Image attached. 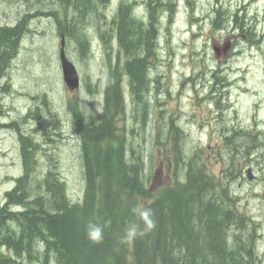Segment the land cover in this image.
<instances>
[{
    "label": "rangeland",
    "instance_id": "374dc122",
    "mask_svg": "<svg viewBox=\"0 0 264 264\" xmlns=\"http://www.w3.org/2000/svg\"><path fill=\"white\" fill-rule=\"evenodd\" d=\"M121 1L134 4L140 19L148 18L151 0L100 1L98 13L97 0L92 1L83 19L90 57L81 58L79 46L72 40L64 42L65 54L81 80L79 89L71 92L64 81L57 22L43 13L58 12V3L62 18L68 20L74 9L68 8L66 0H0V29L17 25L30 12L42 15L30 18L21 32L17 56L5 76L9 89L0 90V114L3 124L9 125L0 130V207L6 202L7 190L15 188L24 171L20 132L40 144L38 170L30 182L32 193L37 192L36 183L53 169L65 183L71 202H83L87 183L79 128L102 115L110 64L119 66L123 60L111 32ZM171 1L174 11L160 12L158 54L152 59L147 101L142 98L134 104L125 82L127 111L120 126L143 154L144 179L156 194L176 179L170 137L178 128L184 152L199 151L210 174L224 178L223 170L235 157L233 162L242 171L233 178L231 190L238 196L239 209L250 219L253 251L264 264V3L237 10L229 8L230 0ZM221 8L227 20L216 28L211 19L213 11ZM237 15L247 36L237 27L235 31ZM233 40L237 44L228 51L232 55L228 60H224L227 56L218 59L213 47L220 49ZM72 106L77 108L78 120ZM248 134L255 137L257 146L245 157ZM234 135L233 143L226 145L225 138ZM234 144L241 147L236 150ZM248 169H252L253 181L247 177ZM1 251L14 261L7 264H40V259L27 254L18 257L8 248ZM49 263L57 264L54 259Z\"/></svg>",
    "mask_w": 264,
    "mask_h": 264
},
{
    "label": "trees",
    "instance_id": "16d2710c",
    "mask_svg": "<svg viewBox=\"0 0 264 264\" xmlns=\"http://www.w3.org/2000/svg\"><path fill=\"white\" fill-rule=\"evenodd\" d=\"M66 1L68 8L74 9L71 19L62 18L63 9L58 3V12L43 14L55 18L62 40L68 38L78 44L80 56L86 60L90 57V42L83 19L95 0ZM100 1L105 2L97 0V13ZM148 6V18L140 19L133 10L134 4L121 1L112 19L111 32L123 60L119 66L110 64L102 117L79 128L87 181L81 204L71 202L65 183L53 169L36 183L37 192L32 193L30 182L38 170L40 144L20 134L24 171L16 180L17 186L6 194V204L0 207V264L14 262L2 248L12 250L18 257L25 253L40 259V264L52 259L57 264H260L253 251L250 219L239 209L238 196L230 186L242 171L233 162L235 157L223 170L225 179L210 174L199 151L191 155L184 152L178 128L170 137L176 179L156 194L144 179L143 154L133 147L126 129L120 126L127 111L125 82L134 104L142 98L147 101L152 59L158 54L160 12H173L175 5L171 0H151ZM39 12H30L17 25L0 30V90L9 89L5 76L17 56L21 32ZM216 23V28L221 27V22ZM237 28L244 32L242 24ZM72 110L78 120L76 106ZM235 136H227L226 145H231ZM247 137L245 157L257 146L255 137ZM238 147L240 144L233 145L236 150ZM10 204L25 209L12 212ZM136 206L152 211L156 227L143 237L122 242L127 223L136 220L132 213ZM106 220L111 221V226L105 229L103 241L90 242L86 236L88 222Z\"/></svg>",
    "mask_w": 264,
    "mask_h": 264
},
{
    "label": "clouds",
    "instance_id": "9594fccd",
    "mask_svg": "<svg viewBox=\"0 0 264 264\" xmlns=\"http://www.w3.org/2000/svg\"><path fill=\"white\" fill-rule=\"evenodd\" d=\"M132 213L136 220L127 223L124 234L121 237L122 242H131L138 237H143L156 227V222L150 209L136 206L132 209ZM110 226V220L102 223L89 221L86 226L87 239L95 244L101 243L104 239L105 229Z\"/></svg>",
    "mask_w": 264,
    "mask_h": 264
},
{
    "label": "water",
    "instance_id": "95a60500",
    "mask_svg": "<svg viewBox=\"0 0 264 264\" xmlns=\"http://www.w3.org/2000/svg\"><path fill=\"white\" fill-rule=\"evenodd\" d=\"M62 50H61V65L64 76V81L69 90L74 91L80 87V76L75 67V65L68 60L65 50H64V41H62ZM231 49L229 43L224 45L222 48L214 47L215 55L218 59L225 58L228 51ZM247 177L250 181H253L255 177L253 176L252 169H248Z\"/></svg>",
    "mask_w": 264,
    "mask_h": 264
},
{
    "label": "flooded vegetation",
    "instance_id": "af4514ba",
    "mask_svg": "<svg viewBox=\"0 0 264 264\" xmlns=\"http://www.w3.org/2000/svg\"><path fill=\"white\" fill-rule=\"evenodd\" d=\"M263 3H264V0H230L229 1V8H235L237 10H241V9H246V8L257 7V6L262 5ZM148 9H149V6H148ZM34 13L36 14V12H34ZM213 14L215 15L214 18L212 17V19H211L213 26L217 25V23H216L217 21L222 23L225 20H227L226 19V13L223 11V8L214 10ZM41 16L42 15L40 13L36 15V17H41ZM235 23L236 24L234 25V28L236 31L239 29V28L238 29L236 28L237 25L242 24L238 21V15H237V19L235 20ZM229 43L231 45V48H233L237 44V42L234 40L230 41ZM230 55H232V53H228L226 59H224V60H228ZM2 120H3V115L0 114V130H4V128L9 127V125H4Z\"/></svg>",
    "mask_w": 264,
    "mask_h": 264
},
{
    "label": "bare ground",
    "instance_id": "6f19581e",
    "mask_svg": "<svg viewBox=\"0 0 264 264\" xmlns=\"http://www.w3.org/2000/svg\"><path fill=\"white\" fill-rule=\"evenodd\" d=\"M8 52V51H7ZM150 74V73H149ZM1 105V104H0ZM113 111V110H112ZM82 113V112H81ZM102 117V116H101ZM3 121V120H2ZM1 121V122H2ZM91 125V124H90ZM17 128V127H16ZM16 128H14V129H16ZM19 128V127H18ZM17 130V132H18V129H16ZM20 133H22V132H20ZM23 134V133H22ZM24 135V134H23ZM20 141V140H19ZM82 145V144H81ZM82 147V146H81ZM31 151V150H30ZM83 154V153H82ZM36 162V161H35ZM85 173V172H84ZM22 176V175H21ZM86 177V176H85ZM62 180V179H61ZM36 182V181H35ZM40 182V181H39ZM85 183H87V181L85 182ZM17 184V183H16ZM14 186H15V184H14ZM17 186V185H16ZM15 186V187H16ZM44 188H45V186H44ZM66 188V187H65ZM13 190V189H12ZM86 190V189H85ZM8 191V193H9V190H7ZM44 191H45V189H44ZM66 192V191H65ZM217 192V191H216ZM67 193V192H66ZM28 194V193H27ZM68 199V198H67ZM70 199V198H69ZM34 200V199H33ZM72 201V200H71ZM27 202H28V200H27ZM26 202V203H27ZM72 202H74V201H72ZM29 203V202H28ZM9 210L10 211H12V212H19L20 210H24L25 208H24V206H20V205H17V204H10L9 206ZM19 207H23V209H21V208H19ZM18 209V210H17ZM26 212V211H25ZM20 213V212H19ZM13 224V223H12ZM12 229V228H11ZM16 230V229H15ZM19 232V231H18ZM12 235V234H11ZM229 236V235H228ZM18 238V237H17ZM229 240V239H228ZM6 247V246H5ZM6 249V248H5ZM34 250V249H33ZM40 251V250H39ZM13 253V252H12ZM25 254V253H24ZM23 254V255H24ZM3 255H5V254H3ZM7 257V256H6ZM5 257V258H6ZM5 258L3 259V260H5ZM27 259V258H26Z\"/></svg>",
    "mask_w": 264,
    "mask_h": 264
}]
</instances>
